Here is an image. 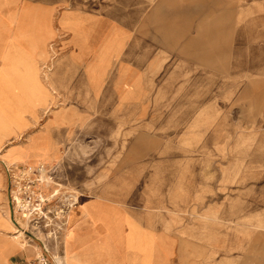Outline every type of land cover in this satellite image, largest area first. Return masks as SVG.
Listing matches in <instances>:
<instances>
[{
	"label": "rangeland",
	"instance_id": "obj_1",
	"mask_svg": "<svg viewBox=\"0 0 264 264\" xmlns=\"http://www.w3.org/2000/svg\"><path fill=\"white\" fill-rule=\"evenodd\" d=\"M25 4L130 32L126 55L109 62L105 91L82 101L48 90L42 73L54 42L46 59L33 57L50 103L0 147V213L21 232L13 230L17 243L33 245L32 258L40 250L16 224L24 222L12 192L44 177L35 189L53 206L83 194L124 206L169 240L170 264H264V0H17V14ZM18 30L11 22L7 40ZM77 108L82 116L67 111ZM55 116L67 125L59 159L5 161L11 147L30 152Z\"/></svg>",
	"mask_w": 264,
	"mask_h": 264
},
{
	"label": "crops",
	"instance_id": "obj_2",
	"mask_svg": "<svg viewBox=\"0 0 264 264\" xmlns=\"http://www.w3.org/2000/svg\"><path fill=\"white\" fill-rule=\"evenodd\" d=\"M17 10V0H0V146L8 136L28 125L26 115L35 116L39 106L50 103L47 91L39 86L34 56L46 59L47 46L54 42V55L47 62L48 90L55 97H75L82 101L89 94L101 95L105 91L103 81L107 77L104 74L117 56L126 55L122 44L126 39L124 35L130 32L127 29L125 33L119 25L103 23L100 18L72 17L76 14L57 17L53 8L37 10L25 4L20 14ZM11 22L19 27L16 41L7 40ZM27 103V107L33 106L34 114L25 111ZM67 111L83 114L82 109ZM61 117L48 121L44 130L36 135L30 152L11 147L5 161L59 159L60 156H54L62 134L59 130L63 132L67 126L60 124ZM6 222L12 225L0 213V264H9L11 255L18 258L17 264H30L33 245H19V238L11 236L13 230ZM68 222L70 230L62 240L50 241L57 245V255H53L56 264L174 263L169 240L139 225L127 209L115 201L83 194Z\"/></svg>",
	"mask_w": 264,
	"mask_h": 264
},
{
	"label": "built area",
	"instance_id": "obj_3",
	"mask_svg": "<svg viewBox=\"0 0 264 264\" xmlns=\"http://www.w3.org/2000/svg\"><path fill=\"white\" fill-rule=\"evenodd\" d=\"M39 171H46V167L41 166ZM40 181L42 182L40 178L29 179L25 184L15 186L14 194L12 192V209L24 222V225L19 221H16V224L20 225L25 238L40 243V250L32 258L31 264H53L45 242L59 240L66 232L69 215L77 207V201L75 197L70 196L65 203L53 206L48 199L43 198V195L37 194L35 183Z\"/></svg>",
	"mask_w": 264,
	"mask_h": 264
},
{
	"label": "bare ground",
	"instance_id": "obj_4",
	"mask_svg": "<svg viewBox=\"0 0 264 264\" xmlns=\"http://www.w3.org/2000/svg\"><path fill=\"white\" fill-rule=\"evenodd\" d=\"M54 54V53H53ZM55 61V60H54ZM54 65V64H53ZM47 68H48V66H47ZM46 68V69H47ZM53 68V67H52ZM44 71V70H43ZM46 71V70H45ZM49 71V70H48ZM42 75H45V80H47L48 79V73L47 72H45L44 74L42 73ZM41 78H42V76H41ZM52 83V82H51ZM55 86V85H54ZM57 87V86H56ZM40 88H42V89H44L43 87H42V85H41V83H40ZM56 90V89H55ZM52 103V102H51ZM43 105V104H42ZM49 105V102L48 103H46V104H44L42 107H47ZM48 109V108H47ZM26 110V109H25ZM31 139V138H30ZM35 140V139H34ZM1 147V146H0ZM43 161H46V160H43ZM43 178L44 177H42L41 179L43 180ZM44 198V197H43ZM77 201V200H76ZM79 201V200H78ZM77 201V203H79ZM13 230H17L16 228H13ZM70 230V228L68 227L67 228V233H68V231ZM17 232L19 233L20 231L19 230H17ZM13 234L11 235L13 238H17L18 239V235H16L14 232H12ZM21 233V232H20ZM23 233V232H22ZM38 253V252H37ZM60 261V260H59ZM59 261H58V263H59Z\"/></svg>",
	"mask_w": 264,
	"mask_h": 264
}]
</instances>
